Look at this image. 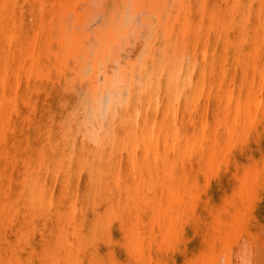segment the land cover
Listing matches in <instances>:
<instances>
[{"label":"bare ground","instance_id":"1","mask_svg":"<svg viewBox=\"0 0 264 264\" xmlns=\"http://www.w3.org/2000/svg\"><path fill=\"white\" fill-rule=\"evenodd\" d=\"M0 264H264V0H0Z\"/></svg>","mask_w":264,"mask_h":264}]
</instances>
